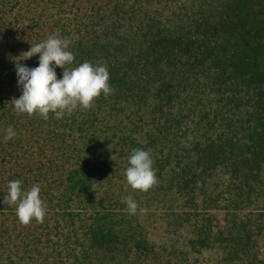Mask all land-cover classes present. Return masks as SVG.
Masks as SVG:
<instances>
[{
    "label": "trees",
    "instance_id": "obj_1",
    "mask_svg": "<svg viewBox=\"0 0 264 264\" xmlns=\"http://www.w3.org/2000/svg\"><path fill=\"white\" fill-rule=\"evenodd\" d=\"M73 34L65 67L106 65L112 93L17 114L15 62ZM133 148L147 191L126 181ZM16 179L40 185L43 223L2 202ZM0 264H264V0H0Z\"/></svg>",
    "mask_w": 264,
    "mask_h": 264
},
{
    "label": "clouds",
    "instance_id": "obj_2",
    "mask_svg": "<svg viewBox=\"0 0 264 264\" xmlns=\"http://www.w3.org/2000/svg\"><path fill=\"white\" fill-rule=\"evenodd\" d=\"M72 38H60L55 35L33 44L21 60L38 56L36 67H28L21 61L15 62L18 87L22 94L13 98L12 104L17 114L27 113L39 115L47 120L51 112L57 119L65 115L71 116L79 107L89 109L95 98L101 94L107 98L113 91L110 73L106 65L93 64L84 61L69 70L65 65L75 60V54L70 50ZM63 69L58 78L56 68ZM17 133L9 126L3 137L13 139ZM154 161L149 151L133 148L128 158L125 177L132 189L147 191L157 183L158 174L153 167ZM23 181L16 179L7 183V192L3 203L15 205L16 216L21 224L27 225L33 219L43 223L47 212L46 202L41 198V187L33 184L30 189L22 188ZM129 214L135 215L138 204L131 195L122 197Z\"/></svg>",
    "mask_w": 264,
    "mask_h": 264
}]
</instances>
